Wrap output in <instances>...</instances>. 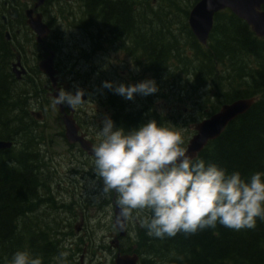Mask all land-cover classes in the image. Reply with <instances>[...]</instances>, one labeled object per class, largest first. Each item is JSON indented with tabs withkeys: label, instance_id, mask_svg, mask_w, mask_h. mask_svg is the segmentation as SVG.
Listing matches in <instances>:
<instances>
[{
	"label": "trees",
	"instance_id": "1",
	"mask_svg": "<svg viewBox=\"0 0 264 264\" xmlns=\"http://www.w3.org/2000/svg\"><path fill=\"white\" fill-rule=\"evenodd\" d=\"M78 1L85 17L76 20V28L80 29L85 45L90 44V48L83 46L81 51L84 71L76 72L77 76L82 73L86 78L79 84L93 88L94 102H100L106 109L114 127L129 130L155 119L175 130L178 123L168 124L166 118L154 111L151 95L137 94V108L134 109L130 100L126 102L124 97L101 86L102 77L96 79L93 74L97 70L102 73L104 65L100 68L95 65L97 62L92 54L97 50L98 39L93 27L84 24L86 17L100 21L101 26L110 31L106 33L113 35V42L126 45L121 48L131 52L134 61L142 60L157 84L164 83L166 92H184L186 98L203 105L210 101L209 88L213 86L215 102L205 112L206 116L224 103L256 96L252 106L231 120L196 158L215 163L227 173L239 171L245 179L254 172L264 173V38L256 37L244 21L223 10L214 15L207 45H200L186 22L189 8L198 0H158L154 9L150 4L153 0ZM4 2L8 7H23L16 0H0V51L3 52L0 55V140L11 141L14 145L0 150V264H9L15 251L25 249L40 256L42 264H57L56 258L61 251L68 252L66 264H78L76 256L82 253V246L87 254L97 246L110 250L97 238L90 219H85L84 235L73 233V208L84 209L86 204L74 199L76 194L64 198L66 191L62 190L59 174L52 171L50 176V170L45 168L38 151L44 136L43 133L35 136L33 126L37 122L29 114L31 107L44 100L43 81L36 76L37 72L22 81L10 74L15 54L7 45L9 42L4 39L3 31L21 28L18 22L23 15L21 13L16 21L3 23ZM51 2L45 0L42 7L50 25L52 18L65 20L68 11L60 0H56L57 8L53 11ZM52 27L62 34L59 24L53 21ZM23 28L20 32H24L28 46L19 44L16 50L25 54L31 44L38 51V46ZM56 37L54 34L59 47ZM53 48L57 51V47ZM24 54H19L20 63L24 61ZM33 55L36 60L38 56L35 52ZM90 74V80L86 81ZM106 80L115 84L108 76ZM161 97H165V91ZM112 195L113 192L105 194V200L87 203L104 212ZM141 215L150 213L145 211ZM133 218L136 219V213L129 217L131 222ZM128 232L120 242V250L136 253L139 264H264V221L260 219L254 229L234 231L217 224L214 229L206 228L194 234L178 232L163 238L147 235L136 219Z\"/></svg>",
	"mask_w": 264,
	"mask_h": 264
},
{
	"label": "clouds",
	"instance_id": "2",
	"mask_svg": "<svg viewBox=\"0 0 264 264\" xmlns=\"http://www.w3.org/2000/svg\"><path fill=\"white\" fill-rule=\"evenodd\" d=\"M101 86L128 100L134 94L158 91L153 79L128 85L105 80ZM83 97L79 87L75 92L62 88L53 96V104L75 108ZM96 136L94 176L102 193L114 192L119 215L127 220L136 213L147 235L194 234L217 224L240 231L254 229L257 219L264 221V173L254 172L245 179L239 171L227 173L215 163L189 156L181 134L155 119L125 130L114 127L105 115ZM145 211L150 215H141ZM67 255L61 251L57 264H66ZM9 264H42V258L17 250Z\"/></svg>",
	"mask_w": 264,
	"mask_h": 264
},
{
	"label": "rangeland",
	"instance_id": "3",
	"mask_svg": "<svg viewBox=\"0 0 264 264\" xmlns=\"http://www.w3.org/2000/svg\"><path fill=\"white\" fill-rule=\"evenodd\" d=\"M22 3L30 6V1L29 0H19ZM142 1V0H139ZM158 0H155L154 2H150V4L152 5L151 9L154 7H156V3ZM52 5V9L57 6V2L56 0H52L51 2ZM73 8L75 9V11H78V5L76 3L72 4ZM142 7L145 8V4H142ZM25 10V9H24ZM153 11V10H152ZM180 17V15H179ZM11 31V29H10ZM9 31V32H10ZM77 31L73 30L70 32L64 31V33H62V35H60L61 39L64 38H69L71 34H75ZM25 35L24 33L22 34V36ZM10 36V34H9ZM18 36H16V40ZM87 39H90L91 36H86ZM3 52L0 51V55H2ZM69 53V52H68ZM98 61H96L97 63H95V65H106L109 67V71L108 72H104V73H100L99 71H97V73L93 74L95 76L96 79H99L102 77V81H105L107 78V75L110 74L112 76H114V78L112 79L115 84H119L120 83H124L125 85H128L127 80L131 79L130 76V65L128 63V59L126 57V55L122 54V53H117V52H110L105 58L103 57H96ZM105 59H108L109 61H104ZM102 66V69L104 70L105 67ZM131 67H133L131 65ZM0 69L1 66H0ZM109 77V76H108ZM145 79H153V77L146 75L144 77ZM90 80V79H88ZM155 81V79H153ZM87 81V80H86ZM94 82V81H93ZM156 82V81H155ZM135 84V83H133ZM161 84V82H160ZM157 85V83H156ZM165 91V97H161V94H164ZM158 93H160V95L158 97L155 98V108L158 110L159 114L165 118H167L166 120H169L171 122V120H173V123H178V126L175 127V131L179 132L183 138L184 144H187L189 139L192 137V135L194 134V125L197 124L198 122L201 121V116L200 114H202L203 116L205 112L207 111V105H211L212 103L215 102L214 97H213V93H209L210 97L212 100V102H207L206 104L200 105V104H195V101H193L192 99L186 98V94L184 92L178 91V90H174L172 92L167 91L164 89V83L162 82V86L158 89V91L154 94H151V96H157ZM137 94H134L133 98L130 100L131 101V108L133 107L134 109L137 108L136 103L137 100L135 99V96ZM182 97V98H181ZM198 96L195 97V99ZM123 98V97H122ZM176 99V103H174V99ZM140 99V98H138ZM124 100L126 102H128V99ZM157 104L159 105V107H157ZM175 104V105H174ZM89 108V109H88ZM96 108V104L95 103H91V101H89V103L85 102L84 105L82 106L83 110H89L91 111L92 118L93 120L97 123L96 128L100 127V122L104 119L105 115H107V111L102 107L99 108L98 111L95 109ZM43 112H48V115L46 117L43 118L42 122H43V128L46 131V134L48 136V139L46 140L47 144V151L50 154V161H51V166L52 168L54 167V171H56L59 175H57L59 177V179L61 181H63V184H61L62 190L66 191V184L68 186H70L71 182H75L76 185H78L79 188H81L82 186H84L86 188V190H84V192L81 194L82 197L78 196V197H74V199H86V200H99L102 199V196H104V199H106L105 195H103L101 189L98 188V191L95 192L93 190V184L89 183V184H84L83 180H81V178L77 177V176H73V174H70L69 169L71 168H76V162H78V160H72L74 163H71L69 161L70 155L67 151V146L64 143L62 137L59 135L62 131V124H61V120H60V116L57 115V110L54 108L53 106V102L51 100L48 101V105H43L41 107ZM108 116V115H107ZM176 116L175 119H173V117ZM95 118V119H94ZM98 131L95 130L94 131V135L93 139H97L96 136V132ZM89 137V138H90ZM50 139V142H49ZM98 141V139H97ZM45 151V150H44ZM77 169V168H76ZM74 179V180H73ZM69 193V192H68ZM68 193H64V198L66 197L68 199ZM79 193V192H78ZM68 195V196H67ZM91 209H80L78 206H74L73 210V219L75 220L73 222V226H76L77 231L75 232L76 234H85L84 230H82L81 228V223H82V219L83 217H96L98 215V213L96 212V209L91 207ZM110 210L111 214H112V207L107 208L106 210ZM105 210V211H106ZM104 212L99 214V217L102 219L101 220V224L103 225H107L108 224V220H109V216H110V212H107L103 215ZM68 216V215H67ZM63 217V216H62ZM92 218L90 219L92 221ZM112 218V216H111ZM111 220V219H110ZM93 223V222H91ZM90 226V225H89ZM92 226V225H91ZM99 226L95 227L93 229V231L95 232L96 236L98 239H101V236L103 234H107L108 231H104L101 233V231L105 230V226H103L102 228H100L98 230ZM74 233V231H73ZM107 241V240H106ZM98 247V246H97ZM85 247L82 246V250ZM81 250V251H82ZM86 256H91L90 259L88 257H84V262L86 264L88 263H92V264H109L110 260H111V255L107 252H102L100 249H93L92 253H88L85 252ZM79 256H81L80 252L77 254L76 258L79 262Z\"/></svg>",
	"mask_w": 264,
	"mask_h": 264
},
{
	"label": "water",
	"instance_id": "4",
	"mask_svg": "<svg viewBox=\"0 0 264 264\" xmlns=\"http://www.w3.org/2000/svg\"><path fill=\"white\" fill-rule=\"evenodd\" d=\"M41 1L42 0H40V2ZM263 3L264 0H199L192 7L188 15V25L196 39L200 43H205L212 28L213 15L219 10L228 8L236 16L246 21L257 36H264V12H258L260 5ZM27 16L30 17L28 13ZM27 23L36 33V40L41 42L49 29L42 23L40 14H37L33 19L30 18ZM40 69L48 76H51L54 72L50 63L42 64ZM52 81L54 85V80ZM253 101V98L239 99L230 104L222 105L220 110L216 113L197 123L194 126L195 133L186 145L187 154L195 157L209 141L216 139L220 135L231 120L247 111L253 104ZM56 106L58 107L59 112L62 113L65 140L69 144L77 143L82 150L90 153L92 151V143L85 139V134L78 133L79 127L73 119L72 113L67 115L64 112L62 105ZM35 116L38 120L41 119L39 113ZM4 146L5 145L0 142V148H3ZM119 211V208L115 205L113 211V224L119 231V237H122L125 235V219L119 215ZM111 244L114 245V247H117V241L115 239ZM136 261V254L117 253L114 259V264H136Z\"/></svg>",
	"mask_w": 264,
	"mask_h": 264
},
{
	"label": "bare ground",
	"instance_id": "5",
	"mask_svg": "<svg viewBox=\"0 0 264 264\" xmlns=\"http://www.w3.org/2000/svg\"><path fill=\"white\" fill-rule=\"evenodd\" d=\"M33 1H37V0H33ZM2 4H3L2 7H3V9L5 11L1 15V18H5L6 15H7V12H8V6L6 5V2H4ZM23 33L24 32H20L21 38H22L21 41L20 40H18V41L15 40L16 46H15L14 43H10V42L7 43V45L9 46V48L11 49L12 52H13L14 49H18L19 44L27 45V44H25V43H27V39L25 38V35L22 36ZM54 34L57 36L56 38H58V42H60V46L59 47L57 46L58 45L57 42H55V41L53 42L55 44V46L57 47V55L55 56V60H56L57 66L59 67V69H62V70L65 69V71L67 72L68 76H69V74L75 75V77H73L72 79L74 80V83H79L81 81V79H79L78 77H80V78L81 77H83V78L85 77V74H82V73H80V76H77V72H76L79 69L84 71L83 70L84 69L83 68L84 67V61L81 58L82 49L80 47H73V49H69V48H70V45L73 44V43H77V44H79L81 46H84V47L87 46L88 48H90V44H86L85 45V42L82 41V36L81 35H74L73 37L61 39L60 35H62V34H60L58 30H54ZM34 52L35 51L31 47V44H30L29 48H26V50H25V55L28 58L32 59L33 62L35 61V60H33L35 58V56L33 55ZM68 52L70 53V61H68V58H67ZM87 54H90V52L87 53ZM92 55L95 56L94 57V59H96L95 61H98L97 58H96L97 57L96 54L93 53ZM19 56H20L19 54L18 55L15 54L13 62H17V63L19 62L20 63ZM78 59H80V60H78ZM98 66H99V68L101 67L100 65H98ZM104 67H105V69L103 70L102 73L108 72L110 70L108 66L105 65ZM91 75L92 74L89 75V79H90ZM107 76H109V78L111 80L114 78V76H112L110 74H108ZM69 78H70V76H69ZM43 136H44V138H46V134L43 133ZM0 142H2L5 145L3 148H0V150H7V149H10V148L14 147V145H13V143L11 141L0 140ZM47 144L48 143H43V140H42L41 145L38 148V151L40 152V155L42 156V158H43V160L45 162V166H46L45 168L50 170L49 175L51 176L52 175V171L54 172V167L52 168V166H51L52 163H51V161L49 159L50 154L47 151ZM68 146L71 147V145H68ZM83 183L84 184L92 183L93 185H95V184L101 185V183L98 181L97 177H95L92 174L91 175L85 174L84 175V179H83Z\"/></svg>",
	"mask_w": 264,
	"mask_h": 264
},
{
	"label": "flooded vegetation",
	"instance_id": "6",
	"mask_svg": "<svg viewBox=\"0 0 264 264\" xmlns=\"http://www.w3.org/2000/svg\"><path fill=\"white\" fill-rule=\"evenodd\" d=\"M74 35H76V34H71L70 35V37H73ZM80 35V34H79ZM92 35V34H91ZM86 37V36H85ZM17 39L18 40H20L21 41V34L19 33V35H18V37H17ZM17 40V41H18ZM67 58H68V61H70V53H68L67 54ZM17 62H13V63H11L10 64V74L12 75V74H14V73H16V71H17V69H18V66H17V64H16ZM64 74H67V72L65 71V69H59V73H58V75H57V78H58V82L59 83H62L63 82V78H64ZM73 77H75V75L73 76ZM73 77H71V78H69V76L68 75H66L65 76V78H66V81H68V82H70V83H74V80L72 79ZM85 78L86 77H81V81L79 82V83H82L84 80H85ZM86 80H88V79H86ZM68 91H71V89H68ZM66 106H68V105H66ZM93 144H94V147L96 146V142L94 143L93 142ZM67 151H68V153H69V155H72L74 152L76 153H78V154H80V155H84L82 152H80L79 151V149H78V147H76V146H71V147H69V146H67ZM91 157V158H90ZM89 160H91V159H93V157L92 156H89V157H87ZM87 166H86V168L85 169H82L83 167H84V164L83 165H81V167H79V168H77L78 170H74V169H72L71 170V173L70 174H74V172H77L78 174H82V175H80V177L82 178L85 174H88V175H94V165H93V162L92 163H89V162H87ZM70 172V171H69ZM93 186V190L95 191V192H97L98 191V188L99 189H101V186L99 185V184H95V185H92ZM79 191V192H84V190H86V188L84 187V186H82L81 188H79L77 185H73V186H71L70 185V187L68 188V192H70V191H72V192H75V191ZM109 228H111V226H109ZM113 231V229H111V230H108V232H107V236L106 235H102V238L105 240L107 237H108V234L109 233H111Z\"/></svg>",
	"mask_w": 264,
	"mask_h": 264
}]
</instances>
